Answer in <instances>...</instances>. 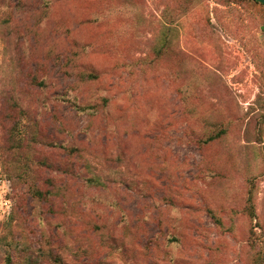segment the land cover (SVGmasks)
<instances>
[{"label":"rangeland","instance_id":"1","mask_svg":"<svg viewBox=\"0 0 264 264\" xmlns=\"http://www.w3.org/2000/svg\"><path fill=\"white\" fill-rule=\"evenodd\" d=\"M0 264H264V5L0 0Z\"/></svg>","mask_w":264,"mask_h":264},{"label":"trees","instance_id":"2","mask_svg":"<svg viewBox=\"0 0 264 264\" xmlns=\"http://www.w3.org/2000/svg\"><path fill=\"white\" fill-rule=\"evenodd\" d=\"M169 30L175 31V29H169ZM173 38L174 37H171L169 40H168V37H164L163 39H160L159 44H158L159 47L157 48V51H156L157 55L163 54V52H164L163 50L167 46V43H170L173 40ZM217 138L218 137H210L207 141L210 142V141H213ZM86 182L91 187H104L105 186V183L103 182L102 178L97 176V175H93L92 177L88 178L86 180ZM244 212L252 220H257V214H256V209H255V204H254V193H253L252 189H250V191H249L248 198H247V204H246V207L244 209ZM210 214H211L212 218L215 220V223L218 226H222V221L219 218H217L214 214H212V213H210Z\"/></svg>","mask_w":264,"mask_h":264},{"label":"water","instance_id":"3","mask_svg":"<svg viewBox=\"0 0 264 264\" xmlns=\"http://www.w3.org/2000/svg\"><path fill=\"white\" fill-rule=\"evenodd\" d=\"M255 1H257V2L261 3L262 5H264V0H255Z\"/></svg>","mask_w":264,"mask_h":264}]
</instances>
